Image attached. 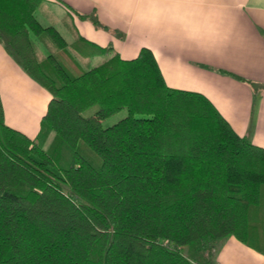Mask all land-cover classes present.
Returning <instances> with one entry per match:
<instances>
[{
  "label": "trees",
  "instance_id": "1",
  "mask_svg": "<svg viewBox=\"0 0 264 264\" xmlns=\"http://www.w3.org/2000/svg\"><path fill=\"white\" fill-rule=\"evenodd\" d=\"M42 1L0 0V42L51 94L34 137L6 123L0 96V264H216L228 236L255 244L264 146L204 93L170 86L151 48L70 41L40 21ZM45 36L55 48L40 56Z\"/></svg>",
  "mask_w": 264,
  "mask_h": 264
},
{
  "label": "crops",
  "instance_id": "2",
  "mask_svg": "<svg viewBox=\"0 0 264 264\" xmlns=\"http://www.w3.org/2000/svg\"><path fill=\"white\" fill-rule=\"evenodd\" d=\"M78 13H95L106 27ZM37 16L70 41L83 35L111 45L106 55L133 57L151 48L170 86L204 93L237 133L264 146V0H43ZM208 26L211 40L191 37ZM103 56L88 57L89 65ZM0 96L6 123L36 136L51 94L1 42ZM252 237L255 244L228 236L216 264H264V222Z\"/></svg>",
  "mask_w": 264,
  "mask_h": 264
},
{
  "label": "rangeland",
  "instance_id": "3",
  "mask_svg": "<svg viewBox=\"0 0 264 264\" xmlns=\"http://www.w3.org/2000/svg\"><path fill=\"white\" fill-rule=\"evenodd\" d=\"M49 11H50V9H49ZM57 24L60 25V28H62V26H63L62 24H60V23H57ZM65 34H66L67 38H70V36L68 35L67 32ZM45 37L46 38L42 37L40 40L34 39L36 49H37L40 56H45L46 54H48L49 50H53V48H55L51 39H49L47 36H45ZM90 59L78 57V60L80 61V63L84 67L89 66V61H91ZM120 109H121L120 112H115V113L109 115V117L107 116L108 118L106 117L107 119L104 121V124H106V125L111 124V123L117 121L120 117L124 116V114L127 113L125 108H120ZM100 111H101V108L99 107V105L94 104V105H90L87 108H85L83 110V114H85V115L94 114V113L98 114ZM51 136H52V134L48 137L47 141L45 142V146L48 145V141L51 138Z\"/></svg>",
  "mask_w": 264,
  "mask_h": 264
},
{
  "label": "clouds",
  "instance_id": "4",
  "mask_svg": "<svg viewBox=\"0 0 264 264\" xmlns=\"http://www.w3.org/2000/svg\"><path fill=\"white\" fill-rule=\"evenodd\" d=\"M191 37L192 38H196V39L211 40L212 39V33H211L210 26L205 27L203 31H201L199 29L193 30L192 33H191Z\"/></svg>",
  "mask_w": 264,
  "mask_h": 264
},
{
  "label": "snow or ice",
  "instance_id": "5",
  "mask_svg": "<svg viewBox=\"0 0 264 264\" xmlns=\"http://www.w3.org/2000/svg\"><path fill=\"white\" fill-rule=\"evenodd\" d=\"M188 2H194V0H188ZM195 2L203 3V2H205V0H195Z\"/></svg>",
  "mask_w": 264,
  "mask_h": 264
}]
</instances>
